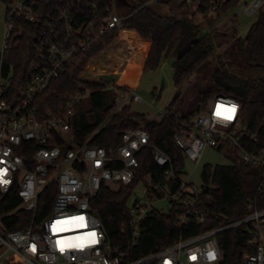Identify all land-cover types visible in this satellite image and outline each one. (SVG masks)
Wrapping results in <instances>:
<instances>
[{
	"label": "built area",
	"instance_id": "2783aa9c",
	"mask_svg": "<svg viewBox=\"0 0 264 264\" xmlns=\"http://www.w3.org/2000/svg\"><path fill=\"white\" fill-rule=\"evenodd\" d=\"M39 1L15 0L6 8L0 46V203L14 191L21 199L20 208L35 214L39 195L52 179L57 181V194L49 214L39 222L32 219L25 230L5 229L0 217V264H221L218 236L234 228L247 234L248 250L241 264H264V209L253 207L245 217L234 222L180 239L149 255L133 257V250L142 237L141 226L151 211L168 214L179 209L177 227L206 223L209 215L201 207L200 198L203 185L196 186L186 169L178 173L173 159L160 146L151 143L150 134L144 128L124 132L123 143L113 155L104 147L73 149L70 120L77 105L85 101L88 94L70 98L57 114L48 111L40 117L33 108L37 97L78 53L120 26L122 18L112 8H106L109 15L99 23L84 22V14H73L69 5L61 7L60 23L53 19L46 21L35 37V60L28 68L27 79L17 90L12 89L14 76L5 70L6 53L14 37L22 35L23 22H38ZM225 2L205 0L202 4L200 0H181L196 10L203 6L209 13H217ZM247 11L250 14L264 11V0H251ZM111 63L100 62L97 67ZM87 69L88 66L86 72ZM81 80L108 84V89L133 90L111 78L98 82ZM120 97L124 100L126 92H121ZM134 101H141L140 96L135 95ZM218 106H223L221 113L224 108L234 106L232 118L217 115ZM240 115L239 100L220 94L210 109L196 115L189 124L184 123V127L175 132L174 140L187 161L199 163L204 151L214 148L224 155L228 153L230 164L261 168L264 175V137L248 131ZM147 148L152 150L155 163L165 168V181H156L152 175L137 181L136 187H145V200L139 199L128 208L131 241L127 249L117 250L108 241L104 224L92 209L91 201L103 184L127 187L135 183L139 154ZM22 151L32 154L31 159H26ZM161 203L168 208L159 206Z\"/></svg>",
	"mask_w": 264,
	"mask_h": 264
},
{
	"label": "trees",
	"instance_id": "16d2710c",
	"mask_svg": "<svg viewBox=\"0 0 264 264\" xmlns=\"http://www.w3.org/2000/svg\"><path fill=\"white\" fill-rule=\"evenodd\" d=\"M14 1L0 0V3L7 6ZM138 1L137 7L121 15L122 23L118 28L78 53L61 75L37 97L33 108L38 116H45L48 111L54 114L62 112L67 100L78 94H88L87 99L77 105L70 120L73 149L104 147L109 155H113L123 143L124 132L144 128L150 134L151 143L160 146L173 159L178 173L186 169L187 158L174 140L175 132L205 111L207 101L214 100L220 94L238 99L242 123L251 133L264 137V11L260 12L247 36L231 38L228 33L217 29L202 34L201 28L189 16L190 7L181 0H160L169 9L170 17L161 16L152 9L148 5L150 0ZM204 1L200 0L202 4ZM233 1L225 2L217 11V16L224 15ZM65 4L71 7L73 14H84V22L100 23L109 15L106 8L113 9L114 0H40L37 6L38 22H23L22 35L14 37L6 53L5 70L13 73L14 91L25 82L28 68L35 60V37L40 34L46 21L53 19L60 23L59 10ZM197 11L209 13L203 6H199ZM123 30L136 31L143 41L151 43L146 63L147 43L137 40L134 32L124 31L122 37L129 43L127 52L106 67H97L92 63L88 66L120 37ZM163 59L173 61V82L177 93L164 112L156 117L133 111L131 103L118 106L119 93L126 92L127 95L132 92L125 87L108 89V84L81 80L88 66L84 79L98 82L102 78H111L120 85L132 87L144 63V72L155 70ZM212 59L214 65L210 80L213 85L189 91L188 98L184 100L181 92L184 85ZM240 90L243 94L239 93ZM22 154L28 160L32 157V154L24 151ZM138 160L135 183L127 187L103 184L91 201L92 209L104 224L108 241L117 250L127 249L131 241L128 202L137 181L149 175L156 181H165V168L155 163L150 148L139 154ZM56 194L57 181L52 179L39 195L37 212L32 214L20 208L21 199L12 191L0 203L3 227L9 231L25 230L32 219L41 221L51 211ZM200 198L201 207L209 215L205 224L191 223L177 227L175 223L179 209H173L168 214L151 211L141 226L142 237L133 250V257L149 255L174 245L180 239H188L234 222L245 217L251 207L263 210V170L236 163L215 168L207 166L203 172ZM246 239L247 234L239 228L219 234L221 264H241L248 250Z\"/></svg>",
	"mask_w": 264,
	"mask_h": 264
},
{
	"label": "rangeland",
	"instance_id": "374dc122",
	"mask_svg": "<svg viewBox=\"0 0 264 264\" xmlns=\"http://www.w3.org/2000/svg\"><path fill=\"white\" fill-rule=\"evenodd\" d=\"M251 0H234L230 6V9L225 12L221 17L217 16V13L210 12L203 14L197 11L195 8H190V18L193 19L196 25H198L202 34L210 32L212 30H220L229 34L231 38L245 37L251 30L253 24L257 21L260 11L255 13H248L247 6ZM139 5L138 0H114L113 11L115 14L121 16L125 11L131 10ZM148 5L154 9L158 14L164 17H170L171 14L167 6L163 5L160 0H150ZM7 6L0 3V46L3 41V32L5 28V14ZM126 44V43H125ZM118 45V42L113 43L107 50L95 57L91 63L98 65L100 62L108 63L114 59L117 55L127 52V45ZM121 52V53H119ZM119 53V54H118ZM172 60L163 59L159 67L155 70L143 71V76L138 85L132 92L127 93L126 99L121 97L118 99V106L123 104H132V109L138 113L149 114L152 117H156L164 112L167 104L173 99L177 93L173 82V67ZM214 65L212 59L210 63L204 66L196 74H194L190 80L184 85L181 92H183L182 98L186 100L188 93L191 90H198L200 87H208L213 85L211 82V68ZM89 66V65H88ZM86 72V71H85ZM84 78V73L81 75ZM243 94V91H239ZM120 94V93H119ZM135 95L140 96L141 101H133ZM213 99H210L205 104V110L211 108ZM197 105V102H195ZM204 111V110H203ZM229 159L214 148H207L199 163H193L187 161L186 172L190 174V180L196 186L203 185V172L205 167L228 165ZM113 185V184H110ZM145 187L139 185L133 191L132 196L129 199L128 205L133 206L139 199L145 200ZM159 206L166 209L167 204L161 203ZM168 210V209H167Z\"/></svg>",
	"mask_w": 264,
	"mask_h": 264
},
{
	"label": "crops",
	"instance_id": "0c3cea01",
	"mask_svg": "<svg viewBox=\"0 0 264 264\" xmlns=\"http://www.w3.org/2000/svg\"><path fill=\"white\" fill-rule=\"evenodd\" d=\"M124 31H126V32H134V33L136 34L135 38H136L137 40H142V39L139 37V35H138V33H137L136 31H128V30H124ZM124 31L121 32L120 37H119L115 42H116V43L118 42V45H121V46H123V45L126 43L125 45H127V50H128V48H129V43H128L127 40H124V38L122 37V33H123ZM142 41H143V40H142ZM115 42H114V43H115ZM143 42H146V43H147V52H148V54H147V57H146V59H145V63H146L147 58H148V55H149V52H150V49H151V43L148 42V41H143ZM119 53H121V52H119ZM119 53H118V54H119ZM118 57H119V56L117 55L114 59L111 60V62L115 61ZM145 63H144V65H143V68H142V71H141L140 75L138 76V79H137V82H136V84H135V87L138 85L139 81L141 80V78H142V76H143V69H144ZM173 73H174V72H173ZM135 87L132 86L133 90L135 89ZM131 91H132V90H131Z\"/></svg>",
	"mask_w": 264,
	"mask_h": 264
},
{
	"label": "snow or ice",
	"instance_id": "6c2138e0",
	"mask_svg": "<svg viewBox=\"0 0 264 264\" xmlns=\"http://www.w3.org/2000/svg\"><path fill=\"white\" fill-rule=\"evenodd\" d=\"M221 107H223V106H218L217 115H222L223 114V118L231 119L232 118V113L235 111V107L233 106L232 108H224L223 113H221V110H220ZM92 235H94V234H92ZM193 259H195V257H193Z\"/></svg>",
	"mask_w": 264,
	"mask_h": 264
},
{
	"label": "water",
	"instance_id": "95a60500",
	"mask_svg": "<svg viewBox=\"0 0 264 264\" xmlns=\"http://www.w3.org/2000/svg\"><path fill=\"white\" fill-rule=\"evenodd\" d=\"M231 0H226V2H230Z\"/></svg>",
	"mask_w": 264,
	"mask_h": 264
}]
</instances>
